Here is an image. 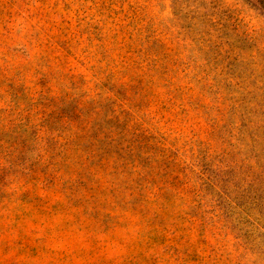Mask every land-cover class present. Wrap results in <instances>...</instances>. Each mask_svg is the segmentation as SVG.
Listing matches in <instances>:
<instances>
[{"label": "rangeland", "instance_id": "1", "mask_svg": "<svg viewBox=\"0 0 264 264\" xmlns=\"http://www.w3.org/2000/svg\"><path fill=\"white\" fill-rule=\"evenodd\" d=\"M0 264H264V0H0Z\"/></svg>", "mask_w": 264, "mask_h": 264}]
</instances>
